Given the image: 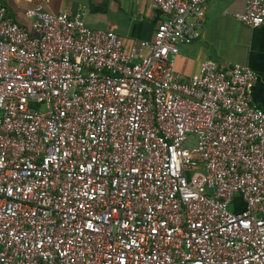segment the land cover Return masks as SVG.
Listing matches in <instances>:
<instances>
[{"label":"built area","instance_id":"obj_1","mask_svg":"<svg viewBox=\"0 0 264 264\" xmlns=\"http://www.w3.org/2000/svg\"><path fill=\"white\" fill-rule=\"evenodd\" d=\"M31 1L27 25L0 2V264H264L256 75L173 69L207 0H152L142 55ZM232 16L264 26V0Z\"/></svg>","mask_w":264,"mask_h":264},{"label":"crops","instance_id":"obj_2","mask_svg":"<svg viewBox=\"0 0 264 264\" xmlns=\"http://www.w3.org/2000/svg\"><path fill=\"white\" fill-rule=\"evenodd\" d=\"M0 2L14 22L27 25L23 12L32 7L31 0ZM243 3L244 0H207L199 36L178 47L173 69L193 75L203 59L246 66L256 75L252 100L264 110V26L248 27L233 18V13L242 11ZM78 7L85 10L87 26L114 32L123 49L134 48L138 55L146 51L139 42H149L164 18L152 0H49L46 10L72 15ZM234 208H242L241 203L238 201Z\"/></svg>","mask_w":264,"mask_h":264}]
</instances>
